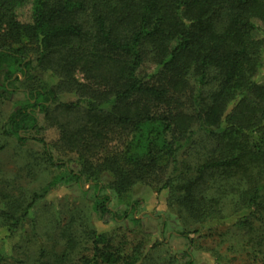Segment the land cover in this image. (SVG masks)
<instances>
[{
  "label": "trees",
  "instance_id": "1",
  "mask_svg": "<svg viewBox=\"0 0 264 264\" xmlns=\"http://www.w3.org/2000/svg\"><path fill=\"white\" fill-rule=\"evenodd\" d=\"M17 83L24 99L0 119V149L37 140L42 150L21 169L64 173L6 196L0 233L14 236L52 189L87 182L100 219L138 225V201L119 215L106 193L137 185L168 190L170 205L199 223L250 230L264 217V0H0V104ZM45 127L57 129L54 148L72 153L76 170L32 135ZM73 222L61 259L74 248ZM129 233L91 230L75 264H147L155 246ZM179 233L189 242L181 264H194L193 233Z\"/></svg>",
  "mask_w": 264,
  "mask_h": 264
},
{
  "label": "rangeland",
  "instance_id": "2",
  "mask_svg": "<svg viewBox=\"0 0 264 264\" xmlns=\"http://www.w3.org/2000/svg\"><path fill=\"white\" fill-rule=\"evenodd\" d=\"M17 14L22 20L28 19L30 6L21 7ZM40 77V83H45L44 74H40ZM17 86L18 89L11 100H4L0 104L1 120L5 119V115L17 102L24 99L22 83H17ZM68 99L73 97L69 95L62 97V100ZM32 135L44 139L51 145L55 159L69 164L73 170L77 169L72 161L75 158L72 153L56 152L54 144L58 131L55 127L42 128ZM9 141L10 144L0 149L2 209H7L6 196H18L26 188L39 189L53 175L64 173L63 168H44L43 171H36L34 176H29L26 169H21V166L27 162L26 157L29 154L42 150V144L37 140H30L27 145L17 147L13 138ZM112 145L113 142H108V147L114 149ZM102 179L109 181L110 178L102 176ZM83 186L84 190L76 184L52 189L38 202L31 216L20 225L14 236L10 237L4 228L0 233V253L4 255V263L28 264L29 259H32L38 260L37 264H75L82 253H87L88 245L91 243L88 234L91 230L111 234L119 239L123 234L129 235L130 229L144 233L149 245L155 246L150 252L147 264L184 262L186 259L179 256L188 248L189 242L179 233L182 230L193 233L191 253L194 264H261L264 259V243L261 242L264 234V217L255 219L250 230L231 223H199L179 212L172 202L170 205L168 190L157 192L150 186L137 185L123 195L111 189H107L106 193L111 194L109 207L119 215L128 204L137 200L134 215L141 220L138 225L132 223L129 217L116 221L108 215L100 219L91 208L95 189L89 182L83 183ZM71 217L74 222L70 236L73 238L74 248L69 250L66 258L61 259V253L66 245L62 230Z\"/></svg>",
  "mask_w": 264,
  "mask_h": 264
},
{
  "label": "flooded vegetation",
  "instance_id": "3",
  "mask_svg": "<svg viewBox=\"0 0 264 264\" xmlns=\"http://www.w3.org/2000/svg\"><path fill=\"white\" fill-rule=\"evenodd\" d=\"M32 102L34 103V100H32Z\"/></svg>",
  "mask_w": 264,
  "mask_h": 264
}]
</instances>
